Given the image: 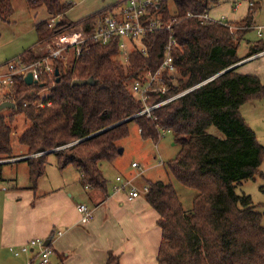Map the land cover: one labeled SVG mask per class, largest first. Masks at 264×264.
Wrapping results in <instances>:
<instances>
[{
    "label": "trees",
    "instance_id": "obj_1",
    "mask_svg": "<svg viewBox=\"0 0 264 264\" xmlns=\"http://www.w3.org/2000/svg\"><path fill=\"white\" fill-rule=\"evenodd\" d=\"M221 1L172 0L173 12L169 0L160 4L165 22L173 16L177 19L172 27L175 45L171 56L179 78L165 96L150 94L146 105L218 76L152 110L148 117L138 115L144 104L128 85L145 71L159 67L168 33L148 36L144 40L146 55L133 51L122 62L118 40L106 45L90 41L95 23L115 6L74 22L66 17L73 3L25 0L29 9L44 7L48 15L33 26L36 45L76 26L83 28L88 42L67 67L54 63L52 79L43 75L38 83L27 86L21 75L12 76L8 102L15 109L7 117L0 114V160L13 158L11 125L22 115L29 126L18 135L17 143L30 156L24 160L27 190H37L48 156L53 155L58 170L70 167L80 173L82 187L106 193L101 163H111L119 155L117 143L128 136L130 123L137 126L143 140L154 143L162 132H170L179 149L165 163L167 170L181 186L195 193L191 207L184 210L171 183L149 181L144 186L145 202L155 212L160 230L157 264H264V214L256 211L250 196L235 193L236 186L255 179L264 159V147L239 113L250 99L264 97V81L230 69L264 52L260 40L248 44L244 57L237 56L259 6H251L245 18L233 24L241 37L237 39L230 32L232 23H204L187 16L209 13ZM12 14L11 0H0V22L8 23ZM37 58L30 49L23 51L16 59V69L31 65ZM89 79L92 85L72 86L73 81ZM37 103L43 107L35 106ZM210 127L224 138L208 134ZM105 264H120V256L108 251Z\"/></svg>",
    "mask_w": 264,
    "mask_h": 264
},
{
    "label": "rangeland",
    "instance_id": "obj_2",
    "mask_svg": "<svg viewBox=\"0 0 264 264\" xmlns=\"http://www.w3.org/2000/svg\"><path fill=\"white\" fill-rule=\"evenodd\" d=\"M63 3H73V7L67 11L66 16L71 21H78L80 18L101 9L114 0H60ZM13 14L8 23L0 22V77L8 74V65L15 66L17 57L25 50L31 49V52L37 57L45 56L41 45L36 46V37L33 29V23L45 20L47 12L44 7H40L33 14L29 13L25 0H11ZM259 6L254 15V25L248 33L245 34L237 48V56L242 58L247 54L248 44H254L257 41L264 42V0H222L218 5L214 6L209 14L213 20L224 17L230 26L234 39L240 37L236 34V26L233 24L245 18L250 7ZM169 8L173 12L174 5L169 0ZM29 10V11H28ZM260 30L261 36H258L256 29ZM261 37V38H259ZM241 38V37H240ZM44 43H42V46ZM261 54V53H260ZM263 54V53H262ZM120 61L125 60L118 57ZM245 61V60H244ZM243 72L249 75L264 76V60L248 62L243 67ZM264 78V77H263ZM263 82V80H261ZM9 93L5 86L0 88V103L9 100ZM41 95V94H40ZM43 95V93H42ZM239 113L245 123L254 132L257 142L264 147V97L253 98L240 107ZM1 115L7 117L10 109H4ZM13 135L11 137V146L14 150V157L8 160H0V207L6 195L15 193V190L27 189L29 186L27 165L25 163H13L15 160H24L30 157L26 150L17 143V137L29 124L24 116L17 115L12 123ZM129 134L120 140L117 145L122 153L118 155L111 163L102 162L101 172L107 181V187L113 182L116 176L120 175L128 179H134L133 186L138 189L151 181H161L163 183H171L174 187L184 210L191 207V199L194 191L181 186L168 172L166 162L172 160L179 147L174 144L173 136L170 132H162L159 140L154 143L150 140H143L134 123L128 125ZM207 133L219 139H223V134L210 127ZM21 148V151H18ZM12 150V152H13ZM137 163L142 171V177L137 176V170L131 168V163ZM11 163V164H9ZM60 171L56 167V160L53 155L48 156L47 165L44 175L38 179L42 185L56 184L60 181ZM38 183V182H37ZM235 193L238 195L245 194L251 197L252 203L256 206V211L264 214V159L259 168V174L254 180L242 182L236 186ZM264 226V217L262 221ZM139 231V226H134V230ZM136 230V231H137ZM139 233H143L139 231ZM142 234L138 237L141 238ZM151 244V241L149 242ZM8 246H0V264H27L29 254H22L14 257L8 252ZM152 252V253H151ZM31 256V255H30ZM154 251L148 247L143 251V259L147 264H157L156 256L154 260ZM27 258V259H26ZM36 264V261H34Z\"/></svg>",
    "mask_w": 264,
    "mask_h": 264
},
{
    "label": "crops",
    "instance_id": "obj_3",
    "mask_svg": "<svg viewBox=\"0 0 264 264\" xmlns=\"http://www.w3.org/2000/svg\"><path fill=\"white\" fill-rule=\"evenodd\" d=\"M37 9L28 11L36 15ZM262 53L236 64V72L248 73L243 72V67L248 62L264 60ZM256 77L264 81V76ZM24 160L13 163H25ZM132 164L137 167L133 168ZM130 166L138 171V177H142L137 163L133 162ZM60 175L61 179L56 184L45 186L39 180L35 192L20 189L4 197L0 207V246L9 245L8 252L13 255L11 250L19 249L32 239H41L44 243L49 241L47 246L52 251L49 264H105L108 251L120 256V264H147L143 251L148 247L154 251L155 260L160 242L155 212L145 202L144 194L130 201V189L120 188L115 182L120 177L133 183L137 177L128 179L118 175L107 187L106 193H102L82 187L80 173L70 167L60 171ZM79 204L92 210V219L87 224L80 222ZM136 225L143 233H139L136 227L137 231L134 230ZM141 234L142 237L138 238ZM28 259L27 264H30L35 256L30 253Z\"/></svg>",
    "mask_w": 264,
    "mask_h": 264
},
{
    "label": "built area",
    "instance_id": "obj_4",
    "mask_svg": "<svg viewBox=\"0 0 264 264\" xmlns=\"http://www.w3.org/2000/svg\"><path fill=\"white\" fill-rule=\"evenodd\" d=\"M163 0H115L112 12L99 19L94 25V32L90 38L92 43L106 45L110 41L118 40L119 57L127 59L130 52L138 51L141 55H146V46L144 40L148 36H153L156 33H168V42L164 47V54L159 67L155 71L147 70L141 74L138 79L132 80L128 85L129 91L144 104V109L138 115H147L158 107H161L173 100H176L185 94L193 91L199 86L213 80L218 75L196 85L190 89L184 90L172 96H167L160 102L148 106L146 101L150 94H158L165 96L171 87H176L179 78L177 67L174 65L171 56V50L175 45L173 39L172 27L176 23L175 16L168 22L163 20L160 12V4ZM189 18H197L204 23H227L224 17L213 20L209 13L193 15L187 13ZM55 19L50 21L54 23ZM231 30V29H230ZM258 36L261 35L259 28L257 29ZM88 39L81 26L72 27L62 33H58L52 37L47 43L41 45V50L45 52V56L38 57L37 61L26 67L16 69V66L9 65L8 74L0 77V88L2 86L8 89L13 85L12 76L15 74L21 75L23 78L31 73L32 79L39 82L44 75L48 79H52L54 74V63L61 64L64 68L75 60L82 52ZM38 45V46H40ZM37 46V45H36ZM221 74V73H220ZM38 107H43V104H34ZM26 106V104H24ZM49 106V104H47ZM136 168V164H132ZM120 188H128V199L131 201L140 194H145L146 187L141 191L134 188L130 180L116 178L115 181ZM77 211L80 215V222L87 224L92 219V210L84 204L77 205ZM61 233H58L60 235ZM14 257L22 254H33L36 264H49L51 249L45 246L41 239H32L27 244L22 245L17 250H11Z\"/></svg>",
    "mask_w": 264,
    "mask_h": 264
},
{
    "label": "water",
    "instance_id": "obj_5",
    "mask_svg": "<svg viewBox=\"0 0 264 264\" xmlns=\"http://www.w3.org/2000/svg\"><path fill=\"white\" fill-rule=\"evenodd\" d=\"M236 66V65H235ZM235 66H233V67H231L230 69H232V68H235ZM230 69H228V70H230ZM58 75V71L57 70H55V76H57ZM24 83L27 85V86H31L32 84H36V81H34L33 79H32V75H31V73H28L25 77H24ZM93 84V81L91 80V79H89V80H84V81H78V80H76V81H73V83H72V86H83V85H92ZM4 109H10V110H14L15 109V105L13 104V103H11V102H8V101H6V102H2V103H0V112L2 111V110H4ZM122 153V150L121 149H119L118 150V154L120 155ZM49 244V241H46L45 242V246H47Z\"/></svg>",
    "mask_w": 264,
    "mask_h": 264
}]
</instances>
